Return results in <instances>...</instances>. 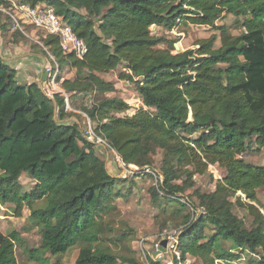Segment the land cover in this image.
Returning <instances> with one entry per match:
<instances>
[{"label": "trees", "instance_id": "obj_1", "mask_svg": "<svg viewBox=\"0 0 264 264\" xmlns=\"http://www.w3.org/2000/svg\"><path fill=\"white\" fill-rule=\"evenodd\" d=\"M16 2L51 6L87 51L79 59L64 54L55 35L40 38L46 50L38 46L62 71V92L52 98L40 84L18 81L0 58V205H12L15 217L27 207L41 236L40 245L29 249L19 232H0V264H19L16 245L37 264H49L48 253L64 255L73 247L74 264L137 263L104 245L102 219L115 209L113 199L122 195L117 182L124 179L110 174L97 144L80 130L79 114L65 110L64 94L71 105L89 99L77 109L126 167L152 168V153L163 151L160 183L151 188L150 200L161 214L179 219L180 261L189 256L200 264H264V215L257 206L264 165L242 158L251 145L264 148V0ZM0 8L10 10L12 4L0 0ZM226 14L234 17L239 34L215 26ZM187 24L217 27L220 45L212 34L198 40L196 49L174 53L175 40L151 31ZM10 26L11 18L0 11V30ZM118 67L125 71L118 79L132 84L141 101L131 115L125 100L108 95L116 92L115 83L99 75ZM66 68L74 71L72 78L64 77ZM209 165L224 171L214 190L188 194L193 177ZM23 173L36 181L28 192L19 181ZM236 206L252 218L249 227ZM128 237L122 232L112 241L117 245Z\"/></svg>", "mask_w": 264, "mask_h": 264}, {"label": "rangeland", "instance_id": "obj_2", "mask_svg": "<svg viewBox=\"0 0 264 264\" xmlns=\"http://www.w3.org/2000/svg\"><path fill=\"white\" fill-rule=\"evenodd\" d=\"M13 10L12 8L8 11L19 17V13ZM19 20L23 22L22 37H16L12 30L8 32L1 31L3 42L6 43V45L11 43V45L18 44L16 46H25V48L29 49L30 53H39L47 60L48 55L46 56V54L43 53L42 47L37 43L44 35V32L39 27L26 23V21L24 22L22 18ZM222 25L228 27L231 34L237 35L241 32L235 25L234 17L230 15L226 14L215 21V26ZM151 31L154 35L157 34L165 36L170 40H175L174 53L187 49H196L197 46L195 44L198 40L208 38L212 34L218 36L215 46L217 47L220 45L219 30H217V27L187 24L177 25L173 29L168 30L163 27L152 26ZM176 46L179 50H177ZM160 47L165 48V45L162 44ZM120 72H125L122 67H118V69L111 73L103 74V76L105 80L112 79L118 83L116 92L109 93L108 95L120 97L130 104L129 106H133L134 108H130L127 113L131 115L141 106V101L132 84L118 79V73ZM122 81L127 85H123L121 83ZM21 83H27V81ZM42 88H44L46 92L45 85H43ZM82 101L89 103L88 98L78 102L81 103ZM79 103H74V106L70 103V106L72 110L79 114L76 122H78L80 130L87 138L86 133L89 131L94 132V126L84 113L77 109ZM136 105H138V107H135ZM96 140L97 138L92 137L90 141L97 144L98 156L105 162L110 174L124 179L123 183L117 182V190L122 195L113 199L115 209L102 219L105 228L103 235V238H105L104 245L109 247L118 257L136 260V264H150L149 257L156 258V260L159 261L158 264H174V256L178 264H200L199 260L189 256L186 260L180 261L179 251L171 248L174 242L176 244L178 230L181 228V225L178 226L179 219H169L167 216L161 214L160 209L154 206L150 200L151 188L160 183L158 172L163 158V151L156 148L152 153V168H140L135 165H129L125 170L119 163L122 161L119 155L102 139V142H97ZM256 149L257 147H255V145H251V147L242 154V158L246 162L254 165H264V148L260 150ZM210 166L211 165H209L205 174L195 175L193 177L194 186L187 189L186 192L188 194H191L195 189L202 192H211L214 190L215 181L224 175V171L217 165ZM148 174H150L151 177L147 176ZM183 180V178H179L176 179V182L180 183ZM19 181L23 190L27 192L30 191L36 183L35 179L25 173L20 176ZM257 198V206L264 215V186L257 190ZM232 200L234 201L235 197ZM234 212L244 219L248 227L250 226L252 218L248 215L246 210L236 206ZM28 216L29 210L27 207L23 208L21 217H15L13 215L12 205H0V232L3 234H8L13 230L19 232L25 240L26 246L29 249H33L40 245L41 236L38 230L30 223ZM177 227L179 228L177 229ZM122 232H128L129 237L122 242L120 241L117 245L114 244L112 241L113 238ZM163 239H167L168 241L167 254L160 253L159 255L152 256V253L158 249L159 243ZM227 246H229L228 243L226 247ZM77 250V247H73L64 255L52 256L48 253L46 256L49 258V264H74ZM15 256L19 264H37L36 262L29 261L23 248L18 245L15 246ZM120 264L133 263L121 262ZM217 264L226 263L218 261Z\"/></svg>", "mask_w": 264, "mask_h": 264}, {"label": "built area", "instance_id": "obj_3", "mask_svg": "<svg viewBox=\"0 0 264 264\" xmlns=\"http://www.w3.org/2000/svg\"><path fill=\"white\" fill-rule=\"evenodd\" d=\"M9 2L12 4V8L14 9L13 11L19 13L18 17L15 14L10 13L8 10L0 8V10L8 14L11 18L10 30H19L22 32L23 22H20L19 20L20 18H22L24 22L26 21V23H30L36 27H39L45 34L55 35L58 38L59 46L64 54L72 53L79 59L83 58L87 51L84 41L72 31L71 27L67 25V23H65L61 17L55 14L51 6H46L43 3H39L35 6H29L27 4H19L16 2V0H9ZM37 43L44 50H46L42 42L38 41ZM47 55L48 59L43 65V72L46 74V94L52 98L55 93L62 92V90L59 88V77L62 71L53 55H51L49 52H47ZM64 101L65 110L71 111L72 109L66 94H64ZM130 107L134 108L133 106ZM135 107H138V105H136ZM86 136L88 140H92V137H95L97 138V142H102V140L97 137L92 131L87 132ZM119 163L124 167L125 170L127 169L122 161H120ZM171 248L176 250L175 242L171 246Z\"/></svg>", "mask_w": 264, "mask_h": 264}, {"label": "crops", "instance_id": "obj_4", "mask_svg": "<svg viewBox=\"0 0 264 264\" xmlns=\"http://www.w3.org/2000/svg\"><path fill=\"white\" fill-rule=\"evenodd\" d=\"M16 45H11V43L6 45V43L3 42L2 32L0 30V58L16 71L18 81H27V83L36 82L43 87V85H45L46 76L42 68L46 60L39 53H30L29 49L25 48V46ZM64 70L65 72L63 75H65L66 78L73 77V70L67 68ZM103 74L108 73L99 75L104 78ZM108 81L114 82L117 89L118 83L116 81L112 79ZM121 83L127 85L123 81Z\"/></svg>", "mask_w": 264, "mask_h": 264}, {"label": "water", "instance_id": "obj_5", "mask_svg": "<svg viewBox=\"0 0 264 264\" xmlns=\"http://www.w3.org/2000/svg\"><path fill=\"white\" fill-rule=\"evenodd\" d=\"M176 48H177V50H179V48L177 46H176ZM44 75L46 76L45 73H44ZM167 244H168L167 239L161 240V242L159 243L158 249L152 253V256L159 255L160 253L167 254Z\"/></svg>", "mask_w": 264, "mask_h": 264}]
</instances>
